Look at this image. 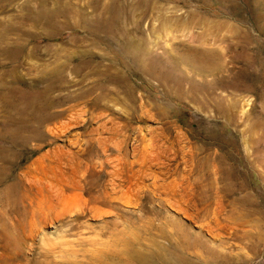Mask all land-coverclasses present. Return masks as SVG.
Wrapping results in <instances>:
<instances>
[{
	"label": "rangeland",
	"instance_id": "rangeland-1",
	"mask_svg": "<svg viewBox=\"0 0 264 264\" xmlns=\"http://www.w3.org/2000/svg\"><path fill=\"white\" fill-rule=\"evenodd\" d=\"M14 224L0 264H264V0H0Z\"/></svg>",
	"mask_w": 264,
	"mask_h": 264
},
{
	"label": "bare ground",
	"instance_id": "bare-ground-1",
	"mask_svg": "<svg viewBox=\"0 0 264 264\" xmlns=\"http://www.w3.org/2000/svg\"><path fill=\"white\" fill-rule=\"evenodd\" d=\"M8 234H11V236L5 242H0L1 249L12 250L15 248L16 224H14V231ZM175 237L173 234H165V232L154 233L150 235L148 243L143 248L126 252L127 254L124 259L118 260V258H115L114 264H189V259L199 258V255L192 250L191 244L180 243L176 245L174 243V241H177ZM162 240H166L167 242L161 243L160 241ZM153 250H163L167 251V253L163 252L159 254Z\"/></svg>",
	"mask_w": 264,
	"mask_h": 264
}]
</instances>
